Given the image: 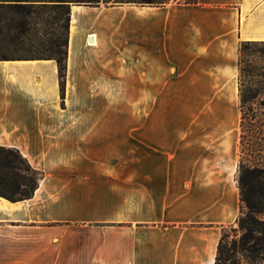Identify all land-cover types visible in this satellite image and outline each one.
<instances>
[{"label": "crops", "instance_id": "crops-1", "mask_svg": "<svg viewBox=\"0 0 264 264\" xmlns=\"http://www.w3.org/2000/svg\"><path fill=\"white\" fill-rule=\"evenodd\" d=\"M73 6L62 96L55 61L0 60V147L40 174L0 197V264H214L240 216L239 47L264 42V0ZM126 60L147 77L130 132L93 114L87 78Z\"/></svg>", "mask_w": 264, "mask_h": 264}, {"label": "trees", "instance_id": "trees-1", "mask_svg": "<svg viewBox=\"0 0 264 264\" xmlns=\"http://www.w3.org/2000/svg\"><path fill=\"white\" fill-rule=\"evenodd\" d=\"M110 0H104L108 3ZM197 0H121L119 3L129 5L163 7L171 2L182 4H195ZM22 2V1H18ZM25 2V1H23ZM40 5L30 3H15L8 7L7 15H2L0 22L1 42L10 44H31L29 18L35 14L51 15L54 24L58 26L59 32H54L51 38L45 42L41 39L38 42L39 52L33 53L35 58L40 60H53L57 65L59 75V86L61 96L63 95L67 73V45L70 22V3L84 4L89 7H98L99 0H39ZM37 6L36 8H34ZM3 14V13H2ZM62 32V33H61ZM33 43V42H32ZM31 46V45H30ZM249 46H260L264 48V42H245L239 47V96H240V161L238 167V187L240 194V216L237 219L240 236L238 239H229V235L223 232L216 251L214 264H264V131L260 126H255L259 137L245 135V123L247 118L251 120L258 118V111H264V81L258 82L254 90H245L243 76L252 74L253 71H242L241 57ZM0 45V53H2ZM27 53H32L28 51ZM44 53V54H43ZM0 56V60H10ZM263 78L264 75H255ZM263 89V90H262ZM254 107V109H253ZM0 151L7 152L13 159L19 161L21 168L16 166L11 157L0 161V180L9 179L11 185L26 187L19 180L28 179L31 184L25 194L12 196L0 193V197L9 201L29 199L37 188L40 174L33 170L27 160L15 149L0 147ZM246 210V212H244Z\"/></svg>", "mask_w": 264, "mask_h": 264}, {"label": "rangeland", "instance_id": "rangeland-1", "mask_svg": "<svg viewBox=\"0 0 264 264\" xmlns=\"http://www.w3.org/2000/svg\"><path fill=\"white\" fill-rule=\"evenodd\" d=\"M22 1V2H18ZM25 1V2H23ZM39 0H0V22L3 20L2 15H7L8 7L15 3H30L33 5H40ZM121 0H110L105 3L104 0H99L98 6L113 7L128 5L119 3ZM72 5L86 6L84 4L70 3ZM37 10V6H35ZM3 13V14H2ZM55 14L41 15L35 14L30 16V35H28L31 44H10L9 42H1L2 53L0 56L7 58L21 59L29 56H33V53L40 54L38 42L43 39L47 42L52 33L59 32L58 26L52 21V17ZM62 33V32H61ZM0 39H2L0 37ZM33 42V43H32ZM31 45V46H30ZM32 51V53H27ZM44 54V53H43ZM242 71H253L252 74H245L243 76L245 90H254L258 82L264 81L263 78L255 75H264V48L260 46H249L242 57ZM123 71H89L92 73L91 86L89 89L93 95V114H98L108 117H116L119 120L124 121V131H131V121L138 115L147 114V77L146 71L138 76L137 73L143 71H130V60L123 61L121 67ZM264 87L259 85L258 87ZM263 90V89H262ZM254 109V107H253ZM263 122L261 130L264 131V111H258V118L251 120L247 118L245 123L246 131L245 135H252L254 138L259 137L258 131L255 126H260L259 123ZM7 152L0 151V161H4L6 158H10ZM16 166H20L19 161H16L11 157ZM25 168V166H20ZM18 182L25 184L26 187L11 185L9 179L5 181L0 180V193H6L14 197L25 194L28 191L31 182L28 179L19 180ZM246 212V210H244ZM225 233L229 235V239H238L240 236L238 230V224L233 227H229L225 230Z\"/></svg>", "mask_w": 264, "mask_h": 264}, {"label": "bare ground", "instance_id": "bare-ground-1", "mask_svg": "<svg viewBox=\"0 0 264 264\" xmlns=\"http://www.w3.org/2000/svg\"><path fill=\"white\" fill-rule=\"evenodd\" d=\"M77 7H80V6H73V9H72V11L73 12H75V11H77L78 10V8ZM74 21L72 20V23H73ZM73 28V27H72ZM75 29V28H74ZM91 38H92V41L91 42H89V41H87V43H88V45H90V46H95L96 45V39L93 37V36H91ZM90 38V39H91Z\"/></svg>", "mask_w": 264, "mask_h": 264}, {"label": "water", "instance_id": "water-1", "mask_svg": "<svg viewBox=\"0 0 264 264\" xmlns=\"http://www.w3.org/2000/svg\"><path fill=\"white\" fill-rule=\"evenodd\" d=\"M92 40L91 39H89V42H91Z\"/></svg>", "mask_w": 264, "mask_h": 264}]
</instances>
